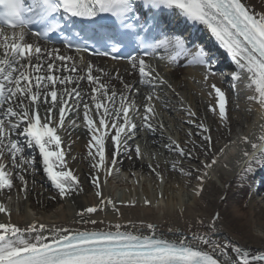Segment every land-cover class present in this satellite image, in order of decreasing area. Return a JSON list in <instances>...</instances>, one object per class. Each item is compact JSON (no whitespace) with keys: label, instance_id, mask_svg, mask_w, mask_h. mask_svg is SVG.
I'll return each mask as SVG.
<instances>
[{"label":"snow or ice","instance_id":"snow-or-ice-1","mask_svg":"<svg viewBox=\"0 0 264 264\" xmlns=\"http://www.w3.org/2000/svg\"><path fill=\"white\" fill-rule=\"evenodd\" d=\"M259 7L261 11L257 13L242 0H0V191L14 187L12 173L6 170L8 164L2 162L10 157L12 168L19 170L17 176L26 198L25 174L36 170L35 156L29 155L26 149H38L43 171L59 197L71 198L82 192L81 178L68 167L65 149L61 147L63 141L58 135V130L68 131L66 120L79 127L76 121L82 110L84 127L90 135L87 156L94 170L90 183L98 198L97 205L82 208L77 213L81 223L93 226L82 229L36 221L20 226L11 222V213L0 202V213L9 217L8 222H0V264H264V251L252 254L244 247L213 237L211 232L216 223L224 219L218 211L211 214L208 231L191 232V235L180 233L177 238L157 235L153 223L146 225L147 231H141L132 221L128 222V227L121 223L105 224L93 218L107 206L119 213L116 203L103 195L102 184L107 183V177L118 163L116 157L132 151L128 141L135 137L137 124L129 116L130 108L135 107L134 102L129 101V94L139 92V88L126 82L118 70L113 74L91 61L80 67L75 56L48 44L50 34L59 33L69 51L89 52V41L81 31L73 29L74 35L82 41L74 45L71 38L64 36L65 28L73 27L74 18L103 28V21L108 17L112 30L110 49L98 51L93 46L91 51L97 56L120 60L124 58L123 48L132 47L137 54L130 53L127 59L132 72L138 73V83L152 88L168 83L145 59L154 56L159 49L168 52V59L173 63L181 56H188L190 64L203 66L208 75H215L212 57L206 48L193 47L190 36L161 30L160 16L169 11L194 24L204 25L211 32L236 65L231 73L233 87L237 83L245 84L253 93L247 95V100L264 109V0H260ZM142 8L151 13V22ZM137 29L159 32V37L146 43ZM137 40L140 47H136ZM84 64V57L80 56L79 65ZM113 80L122 85V91H117ZM81 82L88 86V93L84 92ZM210 87L217 98V105L210 106V111L227 126L230 117L226 93L216 84ZM146 99L151 101L153 96ZM145 109L142 126L155 132L150 121L153 107L145 105ZM188 115L196 117L191 108ZM188 122L200 130L204 143L196 145L190 139L191 148L181 147L175 141L165 147L195 161H199L197 147L205 155H212L210 162H200L203 172L197 176L195 189L196 195H200L208 170L219 162V157L211 153L210 127L196 120ZM191 135L189 133L190 138ZM107 140L111 141L110 161L106 159ZM242 141L250 143L252 148L250 152L244 150V159L237 161V175L243 182L257 167H264V124L260 125L256 140L244 136ZM220 151L223 154V149ZM135 153L137 157L141 155L139 145H135ZM172 168L176 170L177 163H173ZM179 171L192 176L194 171L201 173V168L185 171L180 167ZM156 175L163 182L160 173ZM220 199L225 201L227 197ZM129 203L134 205V202ZM150 203L145 200V204ZM199 223L204 221L199 220Z\"/></svg>","mask_w":264,"mask_h":264},{"label":"bare ground","instance_id":"bare-ground-1","mask_svg":"<svg viewBox=\"0 0 264 264\" xmlns=\"http://www.w3.org/2000/svg\"><path fill=\"white\" fill-rule=\"evenodd\" d=\"M243 1L257 13L261 11V8L259 7L260 0ZM201 26L209 33L206 35L207 37H203L204 40H208L211 45L216 44V48L222 50L223 53H226V55L231 58V55L227 50L211 35V32L204 25ZM29 39H32V37H29ZM197 44L198 43H196V46ZM49 47L57 46L49 44ZM66 54L75 56L78 66L80 67L86 66V64L91 61L94 65L102 67L110 73L115 74L118 70L119 74L126 82H131L139 88V92L129 94V99L134 95V97L136 96L135 98L137 102L142 100L141 106H143L145 102L147 103L148 100L144 99V93L140 88L145 84L138 83V73L132 72L129 63L119 62L116 64L107 60L92 59L83 56L85 64L79 65V57L82 56L81 54ZM168 56L169 53L163 57L160 56V62L158 63L163 65L164 68H167H162L164 71H169V78L174 82L176 91L180 92L182 89L184 92V88L189 89V91L196 90L198 91L197 93L200 92L199 99H201V103H204L202 98L208 99L210 95H208L204 89V91L201 92L196 88V86L198 87L199 82L205 83L208 86V90H206L213 94L214 90L211 89V84H216L217 87H220L227 93L226 89L229 87H222L223 84L221 82H219L220 84L217 83L214 77L208 76L210 79L205 80L206 75L205 72H202L203 68L201 66L189 64V59H191V57L185 56L183 59H180L181 57H179L177 59L179 65L176 66V62H171L170 59H168ZM223 62L225 63L224 60ZM168 63L170 64L168 65ZM152 67H154V64ZM155 68L159 69V66L155 65ZM232 72L233 69L230 67L227 74H231ZM184 78H186L187 82L183 80ZM229 79L231 80V86L233 87L234 81L232 78ZM191 80L194 84H190L189 81ZM112 83L115 85L118 92L122 91V85L118 81L113 80ZM81 86L84 88L85 93L89 92V88L85 82H81ZM57 87L59 88L60 86L58 85ZM234 88L239 89L238 91L240 94H243L241 96H245V94H253L252 90L247 89L246 85L243 83H237ZM229 93L232 96L237 95V92H234L231 89L229 90ZM183 94L186 96L187 101L188 99L194 101L192 104L198 102L197 98L193 100L191 95H187L186 90ZM85 99H87V95L85 96ZM89 103L91 102L89 101ZM215 103L216 106L217 102ZM69 104H71V101H69ZM254 104L258 110H256L257 113H249L247 119L249 130L247 132L241 130L243 133L242 137L249 136L253 141L256 140V137L259 135L260 125L264 124V109L258 104ZM131 112L132 110L130 109L129 114ZM217 118L219 119L218 116ZM173 120L175 119L171 120V116L168 118L166 115V124L164 123V120L158 121L159 124L155 127V132H153L154 136H158L160 132H163L162 129H166L167 125ZM78 121H83L82 110ZM151 123L153 124V121H151ZM65 127L68 129L67 132L64 130H58V135L61 136L63 141L61 147L65 149V160L68 163V167L71 168L75 174L80 176L83 191L71 198L59 197L57 190L47 179V175L43 171L42 158L38 155V149H26V152L29 155L35 156L36 170L34 173L29 171L25 174L26 179L28 180V191L25 198V193L21 191L23 186L17 176L19 170L12 168L9 162L10 157H6L2 162L8 164L6 170L12 173L14 187L10 190L5 189L0 191V202H2L11 213L12 223L26 226L27 224L36 221L49 226H63L72 229L93 227L92 225H84L81 223L80 218L77 216V213L81 211L82 208L98 204V198L94 194L95 188L90 183L91 174H94V170L90 167V158L87 156V143L90 135L87 133L85 127H81L80 129L74 128L72 125L68 124V120L65 122ZM220 130L221 129L216 130V136L214 135L215 138H213V144L211 146V153L218 154L219 162L210 170V176L205 179L204 191L200 195H196L195 192L198 185V182H196L194 185L190 184V188L186 191L184 186L179 184V186L176 187L179 193L175 192L176 189L165 188L164 191L167 193V197H163L161 200H159L157 192L155 194L156 196L147 195V199H143L144 197L142 198V196L136 191L135 199L133 201L128 199L126 194L116 197V189H118L119 186L116 183L113 184L110 182L107 187L105 184H102V192L105 197L111 198L116 203L117 208H119V213L113 211L111 206H107L104 211H98L94 214L93 218L103 220L105 224L121 223L128 227H130L128 222L132 221L141 229V231H147L146 225L153 223L156 225L157 235H163L167 238H177L180 233L191 235V232L208 231L211 223L210 216L214 211H218L224 219L223 221H218L211 232L215 239L219 241H230L236 246L246 248L252 254H258L259 252L264 251V208L257 200L258 197H261V194L258 196L257 193L259 192V189L264 188L262 187L264 182H262L260 186L256 185L253 188L249 194L252 196V198H250L247 187L253 174L243 182L237 175L239 172L237 161L244 159V150L241 149V147L244 145V147L247 148V151L250 152V150L252 151L251 144L244 143L242 137H238L237 135L233 137L229 135L228 132ZM69 132L71 133L70 135ZM176 134L177 132L174 134L173 138H175ZM147 135L149 139L150 133H147ZM180 136L181 134L179 135V138ZM218 137L224 139L226 141L225 144H228L220 145L221 147L218 146L216 144V138ZM128 144L131 146L132 151L129 154H121L117 156L116 159L120 168L131 175L134 170L146 168V165L142 164L135 157V154H133L135 145L132 144L131 141H128ZM221 149H223V154H221ZM110 150L111 141L107 140L106 159H109V161L111 159ZM196 153L197 155L200 154V151L197 148ZM72 157H75V159H72ZM225 165H227V167H225ZM256 175H258L259 178H264V172H258ZM101 176L103 177V173H101ZM211 176L214 177L215 180H213ZM108 181L110 180L108 179ZM217 182L221 184V186L217 187ZM168 190H171L174 194L171 193L172 195L169 196ZM144 191L148 192L147 189ZM263 193L262 196L264 195ZM221 196H226L227 199L222 201L220 199ZM145 200L151 201V203L145 204ZM129 202H134V205H131ZM8 220L9 217L5 213H0V222H8ZM199 220H203L204 223H199ZM103 226L104 225H97L96 227ZM230 255L234 257V254L231 252Z\"/></svg>","mask_w":264,"mask_h":264},{"label":"rangeland","instance_id":"rangeland-1","mask_svg":"<svg viewBox=\"0 0 264 264\" xmlns=\"http://www.w3.org/2000/svg\"><path fill=\"white\" fill-rule=\"evenodd\" d=\"M155 65L153 68H155ZM162 68L164 67L160 64L159 69H155L159 73L160 77L168 82L167 84H162L155 88L149 87L147 85H143L140 87L144 93L143 97L145 100H147V96H153V99L151 101H147V103L145 102V104L141 106L142 100H139L137 102L135 98L136 96L134 97L133 95L129 99V101L134 102L135 105V107L130 108L132 112L129 114V116L132 117L134 122L137 124V129L135 130L136 135L132 140L129 141H131V143L134 145H139L141 155L137 157L135 149H133V154H135V157L142 164L146 165V168L136 169L133 171V174L130 175L129 173L123 171L117 163L115 168L112 170V174L108 176V179L110 181H108L107 179V183L105 184L106 187L110 184V182H112L113 184H118L119 187L118 189H116L115 193L116 197H120L121 195L126 194L128 196V199L134 201L136 191L142 196V198L144 197L143 199H147V195L156 196L155 194L157 192V196H159V200H161V198L167 197V193H165L164 191L167 187L176 189L175 192L179 193V191H177L178 189L176 188L177 186H179V184H182L186 191L190 188V184L194 185L196 182H198L197 176L202 174L203 172V167L200 162H210V160L212 159V155H205L204 151L200 147H197V149L200 151V154L198 155L199 161H195L191 159H185L178 153L169 151L165 146L175 141L179 143L181 147L191 148L192 145L190 143V139L192 141H195L196 145H202L204 143L200 136V130L195 126V124L189 123V120L203 122L206 126L210 127L212 138H215L214 135L216 136L217 129L226 131L233 137H235V135H237L238 137H242L243 133L241 132V130H244L246 132L249 130L247 123L249 113H257L256 110H258V108L255 106L254 102L250 103L247 100V95L241 96L240 94H237L232 96L230 95V93L228 94L225 92L228 98L227 110L230 117V122L226 126L217 118L216 114L210 111V106H215V102H217V98L214 94L210 95L208 99L202 98L204 100V103H201V99H199L200 92L197 93L198 91L196 90L189 91V89L184 88L187 92V95H191L193 97V100H195L196 98L198 99V102L196 104H192V102L194 101H190V99H188L187 101L186 96L183 94L185 90L184 92L182 89L180 90V92L176 91L174 82L171 78H169V71L166 72ZM183 80L187 82L186 78H184ZM189 82L190 84L193 83L192 80ZM196 88H198V90H200L201 92L205 90L208 95L210 93L209 91H207L208 86L205 83L199 82L198 87L196 86ZM156 97H159V99H157ZM145 105H151L153 107V114L150 116V121H153L154 128L158 126V121L164 120V123L166 124V115L168 118L171 116V120L175 119L171 121L169 125H167L166 129L163 128V132H160L158 136H154L152 131H149L147 128H144L142 126L143 116L146 114ZM189 108H191V110L196 113V117L193 118L188 115ZM134 112L135 115H133ZM76 123L77 125H79V127H75L72 125L74 128H84L83 121L77 120ZM176 132L179 135L181 134V136L179 138V135L176 134L175 140L173 136ZM147 133H150L149 139ZM189 133L192 134L191 138L189 137ZM225 142L226 141L221 137L216 138V144L218 146L225 144ZM107 160L109 161V159ZM173 163H177L176 170H173L172 168ZM180 167H183L185 171L198 167L201 168V173H197L194 171L192 176H186L179 171ZM153 169H155V172L153 171ZM210 170L211 169L208 170V177L210 176ZM157 172L160 173V175L163 177V182H161V180L156 175ZM211 178L215 180L214 177L211 176ZM219 186H221V184L218 183L217 187ZM146 189L148 190V192L144 191ZM168 191L169 196L174 194L171 190ZM257 200L264 208V195L260 198L258 197Z\"/></svg>","mask_w":264,"mask_h":264}]
</instances>
